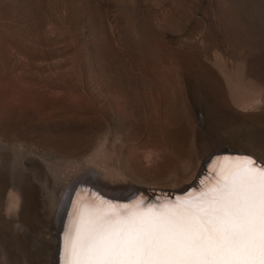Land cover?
Returning a JSON list of instances; mask_svg holds the SVG:
<instances>
[{
  "label": "rangeland",
  "instance_id": "obj_1",
  "mask_svg": "<svg viewBox=\"0 0 264 264\" xmlns=\"http://www.w3.org/2000/svg\"><path fill=\"white\" fill-rule=\"evenodd\" d=\"M225 149L264 162V0H0V264H59L61 234L76 264L83 229L136 223L132 189L226 183Z\"/></svg>",
  "mask_w": 264,
  "mask_h": 264
},
{
  "label": "water",
  "instance_id": "obj_2",
  "mask_svg": "<svg viewBox=\"0 0 264 264\" xmlns=\"http://www.w3.org/2000/svg\"><path fill=\"white\" fill-rule=\"evenodd\" d=\"M224 155L247 163H239L240 168L233 173L238 174V179L230 182L233 194L217 210L221 213L212 224L217 225L214 237L204 227H210L209 220L203 223L192 210L174 211L191 190L203 191L201 181L211 174L209 164H202L197 178L185 191L147 187L132 189L127 198L118 197L121 200L116 201L121 203L136 201L142 211L128 223H138L132 230L134 235L149 238L146 244H138L135 255L140 257L136 264H183L187 259L209 264L204 256L214 257V264H264V188L253 192L255 177L264 173V162L252 154L230 149L217 151L209 161ZM168 208L179 213L168 218Z\"/></svg>",
  "mask_w": 264,
  "mask_h": 264
},
{
  "label": "bare ground",
  "instance_id": "obj_3",
  "mask_svg": "<svg viewBox=\"0 0 264 264\" xmlns=\"http://www.w3.org/2000/svg\"><path fill=\"white\" fill-rule=\"evenodd\" d=\"M224 157L228 158L227 155L219 156V158H222V159H224ZM220 160L221 159H219V161ZM241 160L243 161V163H247V162H245V160H243V159H241ZM216 161L218 162V159ZM233 161H235V160H233ZM207 162H208V160L206 158L205 163H207ZM222 162H221V164H222ZM224 163H226V162H224ZM212 164H215V163H212ZM212 164L210 163V165H212ZM219 166H220V164H219ZM212 168H213V166H212ZM222 168H224V167H222ZM218 169H217V171H218ZM210 170H211V166H210ZM214 172H213V174L212 173L210 174L211 177L209 176V177L205 178V181H204V182H206V185L208 183V185H210L212 187V189H213L212 192H210L209 194L206 193L207 194L206 195V194H202L201 192L198 193L195 190H192L191 191V192H193L192 194L186 195L183 198L184 200H183L182 204L179 205V209L174 210V211L192 210L193 214L198 219H200L203 223H206V220H209L210 224H211L210 227H207V226H204V227L206 229L207 234H209L210 236H213V237L215 236L213 231L217 225L216 224L212 225V224L215 222L216 216L221 213V211L219 212L217 210L219 208L222 209L223 204L225 202L224 200L230 199L229 198L230 194H233V189L231 188L230 182H233V181L238 179V174H233L229 177V179H227L226 183L221 184L220 178L218 176H216ZM248 176L253 177L252 174H249ZM79 177H78V180L76 182H74V184H72L71 187L69 188V190L66 192V195L68 196V198H65L66 196L64 195L65 196V197H63L64 200L62 199V201H64V202L60 205V208L57 212L56 222L54 225L55 229H56V225H57V227L61 225L60 220H61V218H63L64 214H65V216L70 215L71 208L74 204V199L76 198V194L80 191V189L82 187L85 186V185L83 186V184L81 183V180H80V179H84V178H81L82 176H80V174H79ZM82 182H83V180H82ZM204 182H202L203 185H205ZM253 186H254L253 192L261 191L264 188V173L257 174V177H255V179H254V185ZM202 188H204V187H202ZM125 204H127V203H125ZM109 205H111V204H109ZM125 206H127V205H125ZM135 207H136V204H135ZM116 208H118V207L116 206ZM132 209H133V207H132ZM171 209H175V208H168L167 209L168 213L166 215L168 218H172V215H174L175 213H179V212L171 211ZM84 210H86V209L84 208ZM111 210H113V209H111ZM111 210H109V211H111ZM117 210H119V209H117ZM86 211H89V210L87 209ZM75 212H78V211H75ZM79 213H80V211H79ZM117 213H118V211H117ZM98 214L100 215V213H98ZM98 214L96 216H98ZM74 216L77 217L76 215H74ZM122 216H123V214H122ZM129 216H131V214ZM104 217H106V216H104ZM116 217H118V216H116ZM116 217L110 218V219H112L114 221ZM77 219H78L77 220V227L80 229L82 227L81 220L84 221V218L82 219V216L80 214L77 217ZM100 220L95 221V223L91 227L88 226L86 229H83V231L85 232V233L83 232L85 234V236H84L85 241L83 240V244L80 247H78L77 250H75L77 253V256L75 259L76 264H126L128 256H129V264H136L138 258L140 257V254H138V253L135 255V253L139 249L138 244H140V243L146 244L147 240L149 239V238L139 237V236H136L133 234V231H135L134 227L137 226L138 223L136 222L132 227H128V228H124V229H112V228L108 227V225H106V224H100ZM71 224H73V222ZM58 230H57V232H58L57 234L60 235L61 232ZM58 238H59L58 245L60 244V247L58 249H56V256H57V262H59V264H62V262H63L62 258H63V253H64V248H63L64 247L63 246L64 245L63 244L64 243V234L63 235L61 234V237L58 236ZM72 239H73V237H72ZM223 249H225V247ZM149 250L150 249L147 248L148 252H149ZM70 253H68V254H70ZM68 254H67V256H69ZM121 258L123 259V261H121ZM204 259L207 261V263L214 264V257L204 256ZM200 261H202V260H200ZM183 264H198V263H196L195 259H187V260L183 261Z\"/></svg>",
  "mask_w": 264,
  "mask_h": 264
}]
</instances>
